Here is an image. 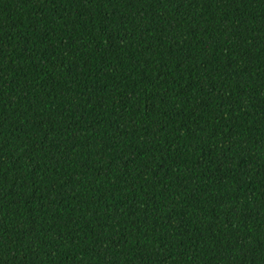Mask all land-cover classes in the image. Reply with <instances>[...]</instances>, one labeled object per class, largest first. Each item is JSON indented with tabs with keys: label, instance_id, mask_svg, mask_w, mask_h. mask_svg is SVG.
I'll use <instances>...</instances> for the list:
<instances>
[{
	"label": "trees",
	"instance_id": "trees-1",
	"mask_svg": "<svg viewBox=\"0 0 264 264\" xmlns=\"http://www.w3.org/2000/svg\"><path fill=\"white\" fill-rule=\"evenodd\" d=\"M0 264H264V0H0Z\"/></svg>",
	"mask_w": 264,
	"mask_h": 264
}]
</instances>
